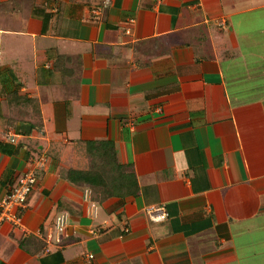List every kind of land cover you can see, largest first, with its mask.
<instances>
[{"label": "crops", "instance_id": "obj_1", "mask_svg": "<svg viewBox=\"0 0 264 264\" xmlns=\"http://www.w3.org/2000/svg\"><path fill=\"white\" fill-rule=\"evenodd\" d=\"M41 155L0 264H264V0H0V201Z\"/></svg>", "mask_w": 264, "mask_h": 264}, {"label": "built area", "instance_id": "obj_2", "mask_svg": "<svg viewBox=\"0 0 264 264\" xmlns=\"http://www.w3.org/2000/svg\"><path fill=\"white\" fill-rule=\"evenodd\" d=\"M103 6L102 8H105ZM100 12V9L95 12ZM223 25V24H222ZM5 139L10 144H16L19 138L18 134L6 133ZM46 158L41 155L34 163L33 167L24 172L19 176L12 186V188L5 194V196L0 201V226L7 222L11 223L16 227L22 226L21 219L16 214V209L25 208L29 200V196L35 186L36 174L45 167ZM146 213L150 220L153 222H162L166 220L167 213L163 207H148L146 208ZM64 224L63 219L57 220V225L61 226ZM92 256H90V259Z\"/></svg>", "mask_w": 264, "mask_h": 264}, {"label": "trees", "instance_id": "obj_3", "mask_svg": "<svg viewBox=\"0 0 264 264\" xmlns=\"http://www.w3.org/2000/svg\"><path fill=\"white\" fill-rule=\"evenodd\" d=\"M100 149L95 150V162L91 164V169L87 171H73L74 174L83 179L84 182L96 189L104 190L105 197H118L124 199L127 195L131 194L134 189L130 188L129 185L137 186L136 180L132 173H124V170H117L115 164L113 165V159L115 158L113 148L110 144L100 143ZM2 150H6L5 147H1ZM99 150V151H98ZM96 152L98 154H96ZM105 154V156L103 155ZM117 166V165H116ZM122 169V168H121Z\"/></svg>", "mask_w": 264, "mask_h": 264}]
</instances>
